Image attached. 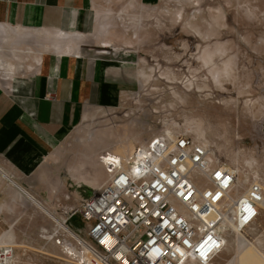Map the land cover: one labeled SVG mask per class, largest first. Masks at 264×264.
I'll list each match as a JSON object with an SVG mask.
<instances>
[{
    "label": "rangeland",
    "instance_id": "374dc122",
    "mask_svg": "<svg viewBox=\"0 0 264 264\" xmlns=\"http://www.w3.org/2000/svg\"><path fill=\"white\" fill-rule=\"evenodd\" d=\"M130 1L121 0L123 33L112 37L137 53V84L103 89L55 150L60 182L51 198L40 193L61 221L65 207L79 208L107 183L102 155L125 156L156 135H189L242 186L264 187V0H135L127 8ZM81 170L95 175L94 186L79 181ZM30 201L0 214V245L15 246L11 264H61L53 236L62 224ZM79 223L76 215L67 224L78 231ZM246 239L254 248L243 256ZM228 240L214 264H264V205L254 227Z\"/></svg>",
    "mask_w": 264,
    "mask_h": 264
},
{
    "label": "crops",
    "instance_id": "0c3cea01",
    "mask_svg": "<svg viewBox=\"0 0 264 264\" xmlns=\"http://www.w3.org/2000/svg\"><path fill=\"white\" fill-rule=\"evenodd\" d=\"M121 26V0H0V214L28 196L51 212L40 192L60 182L64 135L103 89L136 86L137 53L112 37Z\"/></svg>",
    "mask_w": 264,
    "mask_h": 264
},
{
    "label": "built area",
    "instance_id": "2783aa9c",
    "mask_svg": "<svg viewBox=\"0 0 264 264\" xmlns=\"http://www.w3.org/2000/svg\"><path fill=\"white\" fill-rule=\"evenodd\" d=\"M208 155L189 135L163 134L133 153L102 157L108 182L79 208L63 209L75 234L59 224L55 230L61 264L216 263L231 222L240 230L257 224L264 187L242 186L236 170L213 165ZM76 215L78 231L67 224ZM14 248L0 245V264L14 261Z\"/></svg>",
    "mask_w": 264,
    "mask_h": 264
},
{
    "label": "bare ground",
    "instance_id": "6f19581e",
    "mask_svg": "<svg viewBox=\"0 0 264 264\" xmlns=\"http://www.w3.org/2000/svg\"><path fill=\"white\" fill-rule=\"evenodd\" d=\"M52 37V36H51ZM54 37V36H53ZM55 39V38H54ZM205 145V144H204ZM206 146V145H205ZM206 148H207V150H208V147L206 146ZM208 152H209V158L211 159V153H210V151L208 150ZM107 156H109V154H107V155H102L101 156V159H100V161H101V163H102V166L104 167V162H103V159H102V157H104L105 159L107 158ZM117 156H122V155H116V157L115 158H117ZM110 157V156H109ZM110 158H112V157H110ZM104 170H105V168H104ZM84 171V172H83ZM81 173H80V178H79V181L80 182H86V183H88V184H92L93 186H94V180H95V175L94 174H92L91 173V171H85V170H81L80 171ZM86 172V173H85ZM106 172V171H105ZM107 174V173H106ZM108 175V174H107ZM75 176H77L78 177V174H75ZM108 180H109V175H108ZM108 182V181H107ZM17 186V185H16ZM101 187V186H100ZM99 187V188H100ZM97 188L98 187H95V189L97 190ZM98 188V189H99ZM23 191V190H22ZM28 196V195H27ZM31 200H33V202H35L40 208L42 207V206H40V204H38V202H37V200L35 201L33 198H31V196H28ZM42 209L46 212V213H48L51 217L53 216V218L55 219V220H57V221H59L61 224H62V226H64V228L65 229H67V230H70L59 218H57L56 216H54L51 212H49L48 210H46L45 208H43L42 207ZM252 227H254V226H252ZM252 227H250L249 229H251ZM249 229H245V230H240L239 228H238V225L237 224H235V223H233V222H231L230 223V227L226 230V232L227 233H229L230 235L231 234H235V235H239L240 233H242V232H246V231H248ZM73 234H74V232L72 231V230H70ZM246 241H247V246L245 247V248H243V250H242V255L243 256H247V255H249L251 252H252V250H253V248H254V245H253V241H251L250 239H246ZM227 246H228V244H227ZM227 248V247H226ZM191 262H197L196 260H193V259H191V260H189L188 261V263H191ZM213 262H215V261H213ZM198 263V262H197ZM194 264V263H193ZM201 264V263H200Z\"/></svg>",
    "mask_w": 264,
    "mask_h": 264
}]
</instances>
